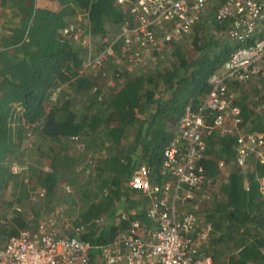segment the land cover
I'll return each instance as SVG.
<instances>
[{
	"label": "trees",
	"instance_id": "16d2710c",
	"mask_svg": "<svg viewBox=\"0 0 264 264\" xmlns=\"http://www.w3.org/2000/svg\"><path fill=\"white\" fill-rule=\"evenodd\" d=\"M129 19L118 0H0V249L20 231L36 228L43 211L62 217L64 206L70 214L77 211L81 238L96 246L112 245L129 228L122 215L133 209L148 223L140 207L149 198L129 188L132 172L145 163L153 183L166 180L160 174L163 152L176 121L210 90L209 76L235 47L225 36L228 24L215 23L211 10L193 27L190 46L187 39L173 42L168 57L153 66L118 69L123 83L110 89L106 68H83L89 48L74 33L113 36ZM70 26L74 30L64 34ZM57 87L62 89L52 101ZM235 89L245 128L264 134L261 90L253 83ZM26 138L30 142L23 143ZM206 140L207 176L220 173L219 160L231 169L203 205L214 227L207 252L215 264L262 263L264 162L254 155L239 167L234 137ZM20 151L27 157L20 158ZM87 156L96 164L89 174L78 164ZM15 161L27 166L25 180L12 170ZM61 181L75 189L61 195Z\"/></svg>",
	"mask_w": 264,
	"mask_h": 264
},
{
	"label": "built area",
	"instance_id": "2783aa9c",
	"mask_svg": "<svg viewBox=\"0 0 264 264\" xmlns=\"http://www.w3.org/2000/svg\"><path fill=\"white\" fill-rule=\"evenodd\" d=\"M118 2L128 9L130 19L116 34L94 39L80 30L74 33V39L89 48L84 69H105L109 61L119 60L128 71L153 66L164 58L169 44L189 36L211 10L215 23L228 24L225 36L235 49L209 76L210 90L196 106L188 104L176 121L163 152L160 174L166 180L153 183V170L145 163L133 170L128 186L149 198L148 205L140 207L148 223L137 217L139 208L133 209L122 215L129 220V228L112 245L96 246L81 238L83 226L51 214L36 228L9 238L0 249V264H215L207 252L214 227L202 210L218 183L227 180L229 166L219 160L220 173L207 176L206 139L213 134L234 137V163L239 167H245L254 155L264 162V134L245 128L235 102V88L249 83L257 85L264 97V0ZM71 30L73 26L62 32ZM74 140L80 150L85 148L79 137ZM61 187L65 193L73 191L69 184ZM261 192L264 195V180Z\"/></svg>",
	"mask_w": 264,
	"mask_h": 264
},
{
	"label": "rangeland",
	"instance_id": "374dc122",
	"mask_svg": "<svg viewBox=\"0 0 264 264\" xmlns=\"http://www.w3.org/2000/svg\"><path fill=\"white\" fill-rule=\"evenodd\" d=\"M209 32H212V27H210V29L208 30ZM83 35H86L84 32H83ZM191 35V34H190ZM188 38H189V36H187L186 38H184L185 40H186V43H184V44H186V46L188 47V46H190V44H189V40H188ZM167 53L168 52H165V55H164V58L163 59H166V57H168L167 56ZM112 63V62H111ZM118 69H122L123 71L126 69V70H128L126 67H125V65H124V63L121 61V60H119V61H113V63L112 64H110L109 62H108V64H106V74H107V77H110L111 76V80H107V82L108 81H111V85H108L109 87H110V89H118L119 88V85H120V83H123L122 81L123 80H120V81H118V78H116V77H119V76H116V74H119L118 73ZM61 89H62V87H57V88H54V89H52L53 91H54V95H52V96H50V100H52V101H55L56 100V98L58 97V94H59V92L61 91ZM238 92H239V90H238ZM240 93V92H239ZM262 110V112L264 111V109H261ZM261 112V111H260ZM30 135V134H29ZM28 135V133L26 132V137H28L29 136ZM32 139V138H31ZM28 141L30 142V140H28L27 138L23 141V143L25 142V143H28ZM22 142V141H21ZM22 144V143H21ZM28 144H23V146H27ZM78 151V150H77ZM76 151V152H77ZM79 152H81V151H78L77 153H79ZM19 153V156H20V158H26L27 156H26V152H25V156L23 157V151H20V152H18ZM90 156H92L94 159H97V157H98V154H96V153H94V152H91L90 154H89ZM90 156H87V157H85V160L84 159H81L80 161H79V165H81V167L85 170L84 172L86 173V174H89V172H91V170H93V168L95 167V161L94 160H91L90 159ZM45 169H49L48 167H45ZM12 170H14L15 172H20L21 173V176H22V178H24V180L27 178V175H28V173H27V166H24V167H19V165H18V163L15 161L14 163H12ZM229 170H231V169H229ZM228 173V172H227ZM26 176V177H25ZM65 182L64 181H61L60 182V184H59V192H60V194L63 192V189H62V185L64 184ZM72 186V190H74L75 188L73 187V185H71ZM62 195V194H61ZM65 208V210L63 211L64 212V214H62L61 213V215L60 216H62V217H60V218H66V219H68V221L72 224V225H75V220L77 219V214H76V210H74L73 212H72V214H70V212H69V209H68V206H64ZM55 212V211H54ZM54 212H52V213H54ZM57 212V211H56ZM43 214H44V216H48L49 214L48 213H46L45 211H43ZM51 214V213H50ZM53 215H55V214H53ZM59 215V214H58ZM62 222V221H61Z\"/></svg>",
	"mask_w": 264,
	"mask_h": 264
},
{
	"label": "crops",
	"instance_id": "0c3cea01",
	"mask_svg": "<svg viewBox=\"0 0 264 264\" xmlns=\"http://www.w3.org/2000/svg\"><path fill=\"white\" fill-rule=\"evenodd\" d=\"M1 26V25H0ZM1 29V28H0ZM262 180H264V179H262ZM77 212V211H76ZM78 214V213H77ZM77 218H79V215H77Z\"/></svg>",
	"mask_w": 264,
	"mask_h": 264
},
{
	"label": "clouds",
	"instance_id": "9594fccd",
	"mask_svg": "<svg viewBox=\"0 0 264 264\" xmlns=\"http://www.w3.org/2000/svg\"><path fill=\"white\" fill-rule=\"evenodd\" d=\"M218 71V70H217Z\"/></svg>",
	"mask_w": 264,
	"mask_h": 264
}]
</instances>
